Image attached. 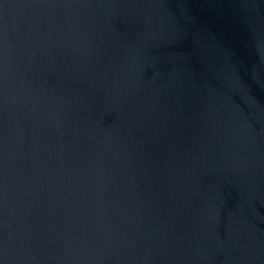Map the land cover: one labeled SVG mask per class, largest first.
Masks as SVG:
<instances>
[{
  "label": "water",
  "instance_id": "obj_1",
  "mask_svg": "<svg viewBox=\"0 0 264 264\" xmlns=\"http://www.w3.org/2000/svg\"><path fill=\"white\" fill-rule=\"evenodd\" d=\"M0 264H264V0H0Z\"/></svg>",
  "mask_w": 264,
  "mask_h": 264
}]
</instances>
